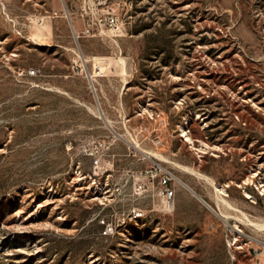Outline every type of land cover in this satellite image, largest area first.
Here are the masks:
<instances>
[{
    "label": "rangeland",
    "instance_id": "rangeland-1",
    "mask_svg": "<svg viewBox=\"0 0 264 264\" xmlns=\"http://www.w3.org/2000/svg\"><path fill=\"white\" fill-rule=\"evenodd\" d=\"M0 264H264V0H0Z\"/></svg>",
    "mask_w": 264,
    "mask_h": 264
},
{
    "label": "built area",
    "instance_id": "built-area-1",
    "mask_svg": "<svg viewBox=\"0 0 264 264\" xmlns=\"http://www.w3.org/2000/svg\"><path fill=\"white\" fill-rule=\"evenodd\" d=\"M27 75L36 76L38 75V71L36 68H29L27 70ZM117 135L121 136L120 134ZM113 141L114 140L112 139L111 143H107L104 139L95 140L93 142L94 143L93 147H87L84 149V153L90 156L92 159L93 174L98 173L99 169L101 168L102 160L104 159L103 156L106 154L109 145L112 144ZM130 154L134 155L133 152H130ZM112 156H114V154H112ZM145 157H147L150 160V164L144 168H141L138 171L132 169L133 166H130L126 170V173L128 175L127 178L137 179L136 182H133V186L135 188L134 192L136 194H142L143 192L149 189L148 182L144 181L148 179L150 181L152 188L155 187L157 189V195L159 196L161 205L164 207V209L170 210L174 206V202H175V188L172 182H175L176 180L179 181L180 183L182 182L172 173V171L169 168L160 165V163L154 158H150L149 156H144L137 158V160L144 159ZM131 212H141L143 214V211L139 210L138 208H133ZM100 223L102 226L101 233L103 235L106 236L113 233L114 225L112 221L101 219Z\"/></svg>",
    "mask_w": 264,
    "mask_h": 264
},
{
    "label": "bare ground",
    "instance_id": "bare-ground-1",
    "mask_svg": "<svg viewBox=\"0 0 264 264\" xmlns=\"http://www.w3.org/2000/svg\"><path fill=\"white\" fill-rule=\"evenodd\" d=\"M184 136L186 137V140H191L190 139V137L189 136H187V133L185 132L184 133ZM144 151V150H143ZM150 154V153H149ZM159 157V156H158ZM212 182V184H214V186H215V188H216V190L217 191H219L220 193H224L225 194V189H224V187H218V186H216V184L214 183V181H211ZM222 200L224 201V199L222 198ZM142 213L141 212H138V213H136L135 215H137V216H140ZM220 215L221 216H223V217H226V215L225 214H223V213H221L220 212ZM121 223H124V220H121ZM247 224H250V225H257L255 222H253L252 220H248V222H247ZM233 226H237V222L236 221H234V225ZM113 232H114V229H113Z\"/></svg>",
    "mask_w": 264,
    "mask_h": 264
},
{
    "label": "crops",
    "instance_id": "crops-1",
    "mask_svg": "<svg viewBox=\"0 0 264 264\" xmlns=\"http://www.w3.org/2000/svg\"><path fill=\"white\" fill-rule=\"evenodd\" d=\"M93 87L95 88V86L93 85ZM95 90H96V88H95ZM94 90V97H95V100H96V103L97 104H100V101H99V97H98V95H97V93H96V91ZM129 166V165H128ZM136 165H133V167H135ZM185 195H187V194H185V192H183L182 190H179V192L177 193V204H178V202L182 199V197L183 196H185ZM218 237V239H220V241H221V243H223V241H222V236L220 235V236H217ZM223 247V249H224V246H222Z\"/></svg>",
    "mask_w": 264,
    "mask_h": 264
},
{
    "label": "water",
    "instance_id": "water-1",
    "mask_svg": "<svg viewBox=\"0 0 264 264\" xmlns=\"http://www.w3.org/2000/svg\"><path fill=\"white\" fill-rule=\"evenodd\" d=\"M65 11H66V10H65ZM66 16H67V18H68V22H69V24H70V27H71V29H72V32L74 33V28H73V26H72V23H71L70 17L68 16L67 11H66ZM74 36L77 37L75 33H74ZM80 57H81L82 63H84V62H85V58L81 55V53H80ZM86 76H87V78H88V81H89L90 86L92 87V90L94 91L93 83H92V80H91V76H90V73H89L87 70H86Z\"/></svg>",
    "mask_w": 264,
    "mask_h": 264
}]
</instances>
